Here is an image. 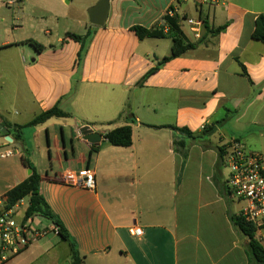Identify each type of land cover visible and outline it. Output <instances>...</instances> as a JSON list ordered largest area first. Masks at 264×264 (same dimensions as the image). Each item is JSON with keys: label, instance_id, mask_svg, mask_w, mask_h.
Here are the masks:
<instances>
[{"label": "crops", "instance_id": "0c3cea01", "mask_svg": "<svg viewBox=\"0 0 264 264\" xmlns=\"http://www.w3.org/2000/svg\"><path fill=\"white\" fill-rule=\"evenodd\" d=\"M32 1L0 0V53L29 58L20 60L22 90L12 97L17 110L8 111L0 99V120L23 126L56 104L69 117L22 129L15 143L19 153L0 160V206L4 194L29 176L23 156L38 172L41 195L85 264H253L248 239L231 221L246 203L226 191L228 174L219 153L232 140L256 151L255 138H264V44L251 38L264 0H109L103 27L85 24L81 0H60V10L54 1L36 2L23 18ZM97 2L87 0L86 8ZM164 17L175 19L190 43L203 41L137 85L169 56L172 43L169 37L139 40L131 27L168 34ZM183 18L224 29L211 35L203 25L195 39ZM27 23L34 33L40 24L61 30L47 43L22 39ZM88 29L92 36L78 60L80 44L64 36ZM43 33L52 35L47 27ZM125 125L132 129L129 147L104 139L105 132ZM84 126L100 139L86 141ZM167 126L192 133L211 126L213 132L192 140ZM181 140L185 147L178 150L174 142ZM92 146L96 152L87 166ZM84 170L94 174V191L74 183ZM66 173L71 181L62 180ZM133 226L141 229L140 237L128 233ZM29 227L40 235L2 264H71L69 242L51 220L33 217ZM255 238L264 247V227Z\"/></svg>", "mask_w": 264, "mask_h": 264}, {"label": "trees", "instance_id": "16d2710c", "mask_svg": "<svg viewBox=\"0 0 264 264\" xmlns=\"http://www.w3.org/2000/svg\"><path fill=\"white\" fill-rule=\"evenodd\" d=\"M164 23L169 27V33L164 34L162 29H146L141 26H133L131 27V31L135 34V36L139 40H143L145 38H165L169 37L171 39V49L170 54L167 57L162 58L154 68H151L147 71L141 79L137 82V85H143L144 81L153 75L160 66H162L167 61L174 59L185 51L193 49L197 44L201 43L203 40H200L196 43H190L186 40L182 31L175 19H171L168 17L163 18ZM204 28L208 34L216 35L220 33L224 29V27L216 28L215 30H209V28L203 22ZM92 36V31L90 29L87 30L85 35H76L72 33H66L65 38H68L74 42L80 44V50L78 52V60L81 59L84 51L86 43ZM251 38L254 41L260 42L264 44V15H259L255 20L254 30L252 32ZM29 45H31L37 52H41L43 46L34 42V41H26ZM243 68V67H242ZM244 72V71H242ZM69 114L63 112L58 105H54L52 108L43 111L36 115L30 122L26 125L20 126L15 124H9L0 120V124L5 126L8 131L10 137L13 139L14 143H17L21 138L22 129L26 127H35L45 123L47 120L51 118H67ZM172 130L178 132L179 134L185 136L188 139L196 140L202 139L204 137L210 136L213 132V128L204 127L200 133H192L187 128H177L173 126H167ZM104 139L112 146L115 147H129L132 144V129L130 125H125L121 127L113 128L103 135ZM174 146L178 150H183L185 147V143L183 140L174 142ZM96 152L95 147H91L87 154L86 164L89 165L91 156ZM224 155V151L220 149L219 153V161L222 162V157ZM21 164L24 168L30 170L29 176L14 186L10 190H8L1 199L0 206V216L13 209L18 203H20L23 199L27 198V207L24 211L23 220L31 219L33 217H42L48 220H51L54 225L57 227V232L59 236L69 242L70 247V263L71 264H85L84 258L79 254L73 242L69 239V235L67 230L63 226V224L55 219L49 205L45 201L44 197L40 193L39 183L40 176L36 169L30 164V162L25 158L21 157ZM231 221L238 228V230L248 239V246L250 257L253 264H264V247L260 244V242L255 238V233L257 229L250 223L246 222L243 217L240 215L232 216Z\"/></svg>", "mask_w": 264, "mask_h": 264}, {"label": "built area", "instance_id": "2783aa9c", "mask_svg": "<svg viewBox=\"0 0 264 264\" xmlns=\"http://www.w3.org/2000/svg\"><path fill=\"white\" fill-rule=\"evenodd\" d=\"M196 1L202 3L205 0ZM14 2L15 0H7V4ZM167 13L173 14L171 9ZM183 22L193 38L199 39L203 21L200 18H183ZM18 153L10 135L0 132V160ZM224 166L228 170L226 191L230 197L246 203L239 215L256 229L264 227V157L248 151L242 142L232 140L225 150ZM61 178L64 181L73 179L68 173ZM74 183L84 190L94 191V174L89 170L81 171ZM15 213L11 209L0 216V264L19 254L40 235L38 232H31L30 219H17ZM128 233L134 237L142 235L141 229L136 226L129 228Z\"/></svg>", "mask_w": 264, "mask_h": 264}, {"label": "rangeland", "instance_id": "374dc122", "mask_svg": "<svg viewBox=\"0 0 264 264\" xmlns=\"http://www.w3.org/2000/svg\"><path fill=\"white\" fill-rule=\"evenodd\" d=\"M41 1L43 0H33L32 2L27 3V5L23 9V15H20V16H23V18L28 17L33 8V3L41 2ZM50 1L56 2L60 10V7H61L60 0H50ZM86 1L87 0L80 1L81 6H79L80 7L79 9H82L81 11H83L84 13L85 24L88 26L89 25V21L87 17L88 8H86V5H87ZM61 4L66 6L64 2H62ZM4 10L8 12L7 8L5 7H4ZM11 10H16V9L15 7H11ZM24 21H27V20H24ZM43 27L50 28L52 32L51 37L43 33ZM83 27H84L83 24L77 25V31H79V33L83 32ZM8 30H9V27H8ZM59 30H61V28H57V27L54 28L53 26L49 24H46V26L45 24H40L39 26H37V32L34 33L32 31V28H30V25L27 23L24 25V29L21 32L20 37L22 39H25V37H31V39H34L36 37V39H40L41 42L47 43L48 41H51V40L55 41L56 33H58ZM12 52L14 51H4L0 53V99H3V101L6 103L5 105H7L8 107V111L10 112H14L15 110H17V108H15V106L12 105L14 104L12 101L14 91L22 90L21 89V86H22L21 76H20V73H21L20 60L24 59L25 61H29V58L25 53H21V52L12 53ZM52 131H55L56 133H58L59 128L56 127V130H55V128L51 127L50 132L52 133ZM254 145L258 148V149L255 148L256 151L252 150L254 149L253 145L251 146L250 144H248V146L246 147L250 152L253 151V153L260 154L262 157H264V138H259L258 140L255 138ZM225 172L228 173V170L225 169ZM21 202L22 203L20 204V206L18 204L16 208H13L15 212L17 213V214L15 213V217L17 219L22 214L25 206L27 205V199L25 198Z\"/></svg>", "mask_w": 264, "mask_h": 264}, {"label": "water", "instance_id": "95a60500", "mask_svg": "<svg viewBox=\"0 0 264 264\" xmlns=\"http://www.w3.org/2000/svg\"><path fill=\"white\" fill-rule=\"evenodd\" d=\"M108 12L109 0H98L94 6L87 10L89 23L93 26L103 27L108 17ZM0 132L6 136L9 135L8 129L2 124H0ZM80 132L83 138L90 143H94L100 139V134L93 133L89 126H84ZM28 174H30V170H28Z\"/></svg>", "mask_w": 264, "mask_h": 264}]
</instances>
